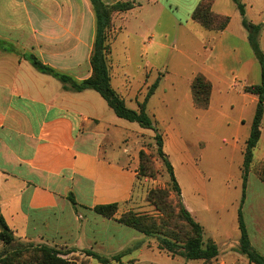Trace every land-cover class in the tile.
Wrapping results in <instances>:
<instances>
[{
	"label": "crops",
	"instance_id": "0c3cea01",
	"mask_svg": "<svg viewBox=\"0 0 264 264\" xmlns=\"http://www.w3.org/2000/svg\"><path fill=\"white\" fill-rule=\"evenodd\" d=\"M204 1L102 0L106 6L134 4V9L113 17V33L126 34L131 56L138 45L146 51L156 47L155 55L161 52L168 61L147 103L156 128L167 124L182 129L188 125L191 106L207 126L223 127L226 136H237L226 144L235 145L243 154L258 104V97L244 89L260 84L261 66L233 0H212V12L230 18L220 33L193 20ZM241 1L246 19L262 25L259 46L264 53V0ZM96 36L97 21L89 0H0V217L15 238L9 246L0 241V253L24 244L46 245L72 249L76 252L71 255L79 260L85 259L83 251H92L107 258L118 256L119 264H205L172 256L117 221L131 211L130 201L139 181L138 162L134 159L135 166L122 164L113 148L105 152L103 148L105 142L113 147L108 142L127 141L122 128L125 120L111 109L116 119L109 117L94 105L90 93L95 91H65L59 81L38 72L30 62L33 56L61 74L84 81L92 76L90 60ZM179 60L188 62L184 74L173 71ZM197 75L212 85L208 110H196L193 104L191 84ZM147 90L140 97L137 92L125 94L134 97L135 110L137 103L144 102ZM155 104L158 110L150 111ZM186 109L189 112L183 113ZM211 114L216 115L213 122L206 120ZM166 132H160L163 149L175 173L172 153L176 145L184 143V137L178 132L170 137ZM71 194L76 208L68 199ZM183 203L205 236V227L184 198ZM111 204L119 206L115 218L93 211ZM241 211L250 242L264 257V193L250 199L249 181ZM208 240L218 247L216 237ZM239 242L222 250L218 247L219 256L208 264H251L240 254ZM89 264L100 263L90 259Z\"/></svg>",
	"mask_w": 264,
	"mask_h": 264
},
{
	"label": "rangeland",
	"instance_id": "374dc122",
	"mask_svg": "<svg viewBox=\"0 0 264 264\" xmlns=\"http://www.w3.org/2000/svg\"><path fill=\"white\" fill-rule=\"evenodd\" d=\"M110 35L111 39H113L111 45L112 53L109 60L112 85L115 91L119 93L120 98L122 100L125 98L127 107L135 110L134 97H125V94L132 91L137 92L136 97H140L148 86L151 87L158 78H163L161 72L165 70L164 68L168 61L161 52L155 55L156 47L151 51H146L143 46L138 45L136 54L131 56L126 34L117 31L116 35H114L112 29ZM175 64L174 73L184 74L188 70L186 67L188 62L185 60H179ZM172 77L175 78V76ZM175 79L176 81L179 80L178 78ZM90 94L93 95L92 102L94 105L101 110L104 109V114L107 116L116 119L115 112L99 94L95 92ZM155 105L151 106L150 111L158 110V105ZM165 112L170 113L171 111L167 110ZM182 112L188 113L189 111L186 109ZM196 114L197 112L193 111L190 106L188 125L183 126L182 129H178V127L175 129V127L167 124H158L157 126L159 132L165 133L167 131L166 134L169 135L170 133V137L171 133L175 135L177 132L184 137V143L180 146L176 145L174 147L175 153H172L176 168L175 175L184 192V202L205 227L204 240L207 241L210 237H216L218 247L222 250L227 245L237 244L241 237L238 229V213L240 209L239 203L242 199V167L245 150L242 154L238 148L234 147L235 145L228 146L226 142H232L233 139L237 140V136L232 138V135L226 136V130L223 127L213 129L207 126V122ZM215 119V114L206 117V120L212 122ZM105 120L108 119L105 118ZM122 123V128L127 134V141L123 143L108 142L113 147L107 146V142H105L103 151L113 148L114 152L120 155L122 164L127 163L135 166L136 162L134 159L137 160L139 181L134 188V194L130 201V212L154 218L156 223L160 224L161 221L167 218L163 211H158L150 204L151 193L161 190L166 194L163 201L165 205L161 208L163 210H171L177 213L178 206L164 161L157 151V145L154 140L155 134L149 129L140 127L137 123H131L126 120L122 121ZM239 135L242 136L243 133L240 132ZM240 144L241 142H238V145ZM141 151H144L148 157V163L145 162L146 166L143 165L145 171L139 168V154ZM251 167L248 177L249 198L255 199L260 193H264V184L260 179V176H264V143L262 142L254 150V160ZM225 233H227V236L224 238L223 235ZM148 238L151 245L165 250L162 249L161 244L166 242L163 238L156 236ZM22 246H26V244ZM60 251L68 254L74 250L66 248ZM165 251L169 253L167 250ZM175 252L177 257L182 258L180 253L182 254L183 251L180 246L175 248ZM69 257L75 256L69 254ZM117 257L115 256L114 258ZM119 261L118 259L114 263L119 264ZM189 263L194 262L190 261Z\"/></svg>",
	"mask_w": 264,
	"mask_h": 264
},
{
	"label": "trees",
	"instance_id": "16d2710c",
	"mask_svg": "<svg viewBox=\"0 0 264 264\" xmlns=\"http://www.w3.org/2000/svg\"><path fill=\"white\" fill-rule=\"evenodd\" d=\"M94 9L97 21V36L93 47L90 64L92 67V76L84 81H77L74 78L61 74L54 69L43 65L35 57H30L32 66L40 73L48 75L59 81L63 89L68 92L82 93L85 91L97 92L115 112L120 119L131 123H137L144 129L154 132V140L157 145L159 156L163 159L167 173L172 185V190L176 195L178 212L171 210H163L165 203L163 202L166 194L161 190L151 193L150 204L158 211L164 212L167 219L160 224L156 223L154 218H148L140 214L128 212L123 214L117 221L146 237H160L166 242L161 243L162 249L167 250L171 255L176 256L175 248L181 247L183 253L180 257L190 261H203L205 264L210 263L219 256V249L212 240H204L203 227L193 218L183 203L182 191L176 179L173 166L169 157L164 153L163 135L154 125V121L147 113V103L154 95L159 86V79L148 89V93L143 103L138 104V110L129 109L124 100L120 98L118 93L112 87V79L110 73L109 56L111 55V31L113 29V17L117 13L128 12L134 9V4L119 3L114 6H106L102 0H89ZM242 17V23L249 35V43L253 49L255 57L261 66V82L258 85L248 86L244 89L247 94L258 97L255 117L251 126L250 136L246 142L244 152V162L242 167V202L238 213L239 230L241 233L239 242V252L251 264H264V257L256 251L250 242L247 228L242 215V205L245 201L246 187L248 177L254 160V150L257 148L261 140V123L264 117V53L259 46V36L262 25H254L246 19L244 4L241 0H233ZM212 0L202 2L193 15V20L198 22L204 29L220 33L226 29L230 22L229 17H221L215 15L212 10ZM191 94L194 107L198 110H208L212 94L211 83L202 75H197L191 84ZM140 170L145 171L148 157L144 151L139 154ZM146 162V163H145ZM139 171V170H138ZM264 183V176H260ZM74 208L77 202L73 194L68 197ZM119 206L117 204L102 205L94 208V212L108 219L115 218L118 213ZM0 241L9 246L15 242L14 235L10 228L6 225L3 218L0 217ZM70 253L62 251L46 245H20L18 248L8 252L0 253V264H89L90 259H96L100 264H115L119 259L107 258L92 251H83L85 259L69 257Z\"/></svg>",
	"mask_w": 264,
	"mask_h": 264
}]
</instances>
